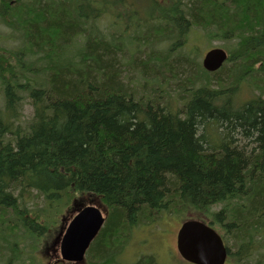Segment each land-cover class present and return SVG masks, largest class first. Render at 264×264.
Returning <instances> with one entry per match:
<instances>
[{
	"label": "trees",
	"instance_id": "obj_1",
	"mask_svg": "<svg viewBox=\"0 0 264 264\" xmlns=\"http://www.w3.org/2000/svg\"><path fill=\"white\" fill-rule=\"evenodd\" d=\"M0 23L19 40L0 43V264L87 198L106 220L86 264H121L163 212L211 223L231 263L264 264V0H0ZM197 26L234 41L228 75L170 62Z\"/></svg>",
	"mask_w": 264,
	"mask_h": 264
},
{
	"label": "rangeland",
	"instance_id": "obj_2",
	"mask_svg": "<svg viewBox=\"0 0 264 264\" xmlns=\"http://www.w3.org/2000/svg\"><path fill=\"white\" fill-rule=\"evenodd\" d=\"M136 6V3H134ZM146 5H138L140 15L146 16ZM101 25L102 29H106V19ZM106 25V26H105ZM16 35H13L11 30L7 28L5 25L0 23V37L2 44L7 47H13L19 43L18 38L16 39ZM15 37V38H14ZM234 41H228L217 37H210V34L199 26L194 27L191 31L190 38L188 42L183 46L182 49L175 52L170 57V62L177 67V70L183 74H193L195 72L196 63L201 62L203 55L205 52L212 47H224L226 50L232 47V43ZM164 46V44H160ZM145 54H141L138 57V63L145 59ZM126 59L123 55V58H120L121 66L123 70H126L128 66L126 65ZM227 62V61H226ZM225 62V63H226ZM224 66V65H223ZM230 67L229 63L227 66L225 65L223 68V72L220 73L221 76L228 75ZM182 71V72H181ZM180 75V74H179ZM252 94L250 87L247 84H244L240 90V97L237 101H244ZM2 94L0 92V106L2 105ZM22 116L20 119V123L26 125L33 114V108L28 103L27 100L24 101ZM18 122V121H17ZM15 122V123H17ZM16 128V125L14 124ZM88 200V198H87ZM86 200V201H87ZM90 203V202H87ZM42 206V202L39 203ZM81 202L79 200H74L72 202H67L63 206L53 208L50 210L51 219L53 220L52 224L48 230H44V232L38 231L36 233V237H38V242L34 237H26L23 238L25 241L21 243V247L23 248L24 261L22 264H31L33 261L36 264H47L48 262H53L54 259L60 258V240L65 231L66 225L72 219V217L76 214V211L80 208ZM98 206L103 214L105 215V211H103V207ZM13 214L11 213V216ZM64 216V220H61ZM157 222L142 225L134 230L132 238L128 241L123 247L122 253L118 257V261L121 264H133L137 262V260L146 254H152L155 256L158 264H184L181 261V257L177 251L176 246V234L181 224L182 218L178 215H172L163 212L160 216L158 215ZM10 221H14V218H11ZM62 225H61V224ZM59 236V237H58ZM58 238V241L56 242ZM38 243V244H37ZM38 245L37 251L34 250L33 245ZM6 246V259L8 256H11L10 245ZM18 248L17 250H19ZM33 251H32V250ZM263 251V250H262ZM257 258H260V254L255 252L247 262V264H255ZM13 260V256L12 259ZM87 263V262H85ZM235 258L232 259V263L234 264ZM73 264V263H70ZM82 264V263H76Z\"/></svg>",
	"mask_w": 264,
	"mask_h": 264
},
{
	"label": "water",
	"instance_id": "obj_3",
	"mask_svg": "<svg viewBox=\"0 0 264 264\" xmlns=\"http://www.w3.org/2000/svg\"><path fill=\"white\" fill-rule=\"evenodd\" d=\"M227 59L223 48H213L204 57L203 65L209 71L219 69ZM105 218L98 207L86 206L69 223L61 241L64 260L81 262L87 249L99 233ZM181 256L194 264H225L228 248L222 236L209 224L199 220L182 223L177 235Z\"/></svg>",
	"mask_w": 264,
	"mask_h": 264
},
{
	"label": "flooded vegetation",
	"instance_id": "obj_4",
	"mask_svg": "<svg viewBox=\"0 0 264 264\" xmlns=\"http://www.w3.org/2000/svg\"><path fill=\"white\" fill-rule=\"evenodd\" d=\"M70 264V263H69Z\"/></svg>",
	"mask_w": 264,
	"mask_h": 264
}]
</instances>
